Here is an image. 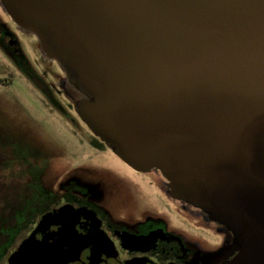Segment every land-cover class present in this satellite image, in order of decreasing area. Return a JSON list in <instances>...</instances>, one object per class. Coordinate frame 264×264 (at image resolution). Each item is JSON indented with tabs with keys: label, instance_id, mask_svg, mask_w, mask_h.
Returning <instances> with one entry per match:
<instances>
[{
	"label": "water",
	"instance_id": "95a60500",
	"mask_svg": "<svg viewBox=\"0 0 264 264\" xmlns=\"http://www.w3.org/2000/svg\"><path fill=\"white\" fill-rule=\"evenodd\" d=\"M0 4L84 96L94 137L231 234L207 261L264 264V0ZM83 212L65 205L40 226ZM56 235L29 236L9 264H62L71 234Z\"/></svg>",
	"mask_w": 264,
	"mask_h": 264
},
{
	"label": "flooded vegetation",
	"instance_id": "af4514ba",
	"mask_svg": "<svg viewBox=\"0 0 264 264\" xmlns=\"http://www.w3.org/2000/svg\"><path fill=\"white\" fill-rule=\"evenodd\" d=\"M29 33L17 26L0 6V51L11 58L17 69L25 73L37 89L47 93L22 53L20 39ZM6 71L1 72L0 78L4 79H0V86L8 84ZM123 166L138 176L144 177L148 173L137 172L125 164ZM103 170L95 172L99 179L94 185L100 186V182L109 177L108 174L131 182L129 178L125 179L127 176L122 177L121 172H117L116 176L113 169ZM78 180H71L68 192L60 194L55 203H47L29 195H16L18 190L13 195L11 187L4 185L5 195L0 199L3 204L0 207L3 209L0 211V250L6 255L0 264H9V257L29 236L34 235L37 241L45 238L52 246L56 234L63 232H69L71 238H63L62 247L68 256L62 264H215L205 258L232 243L231 234L209 219L207 214L170 197L163 178L160 182L143 181L146 187L158 190V210L145 204L140 212L135 202L128 200L131 191L120 189L122 194H126L124 198L127 200L124 202V211L117 215L109 210L102 196L97 197V200L92 198V180L86 179L83 189L79 185L75 189L73 186ZM113 190L108 189L107 192ZM76 191L80 195H75ZM65 205L89 210L94 215L83 212L66 218H53L40 226L43 216Z\"/></svg>",
	"mask_w": 264,
	"mask_h": 264
},
{
	"label": "rangeland",
	"instance_id": "374dc122",
	"mask_svg": "<svg viewBox=\"0 0 264 264\" xmlns=\"http://www.w3.org/2000/svg\"><path fill=\"white\" fill-rule=\"evenodd\" d=\"M20 40L23 55L48 94L37 89L0 51V77L2 70H7L8 78V84L0 86V199L5 195L4 185H9L13 195L18 190L16 195L55 203L77 178L80 180L73 188L79 185L83 189L86 179L92 180V198L102 196L114 215L124 211L127 200L120 189L131 191L128 200L135 202L140 212L145 204L158 210V190L146 187L143 181L160 182V174L152 170L142 177L125 170L124 164L79 120L76 106L82 94L62 67L47 58L32 33ZM105 168L113 169L116 176L123 173L122 177L127 176L125 179L131 182L108 174L100 186L94 185L99 179L95 172ZM108 189L114 190L109 193ZM75 195L80 194L76 191Z\"/></svg>",
	"mask_w": 264,
	"mask_h": 264
},
{
	"label": "trees",
	"instance_id": "16d2710c",
	"mask_svg": "<svg viewBox=\"0 0 264 264\" xmlns=\"http://www.w3.org/2000/svg\"><path fill=\"white\" fill-rule=\"evenodd\" d=\"M3 209H0V211ZM6 255V253L2 250H0V261L4 258V256Z\"/></svg>",
	"mask_w": 264,
	"mask_h": 264
}]
</instances>
